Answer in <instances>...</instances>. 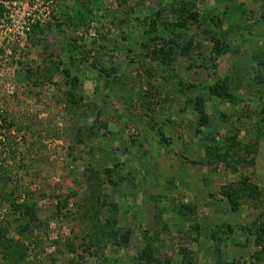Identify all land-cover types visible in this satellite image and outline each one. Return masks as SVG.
<instances>
[{"label": "rangeland", "instance_id": "obj_1", "mask_svg": "<svg viewBox=\"0 0 264 264\" xmlns=\"http://www.w3.org/2000/svg\"><path fill=\"white\" fill-rule=\"evenodd\" d=\"M8 171L0 264H264V0H0Z\"/></svg>", "mask_w": 264, "mask_h": 264}, {"label": "trees", "instance_id": "obj_2", "mask_svg": "<svg viewBox=\"0 0 264 264\" xmlns=\"http://www.w3.org/2000/svg\"><path fill=\"white\" fill-rule=\"evenodd\" d=\"M170 10L172 12L169 13V16L172 19H171V21H168V22L171 25L179 28V25H177L174 22V16L173 15L181 16L182 14H179V10L178 9L175 10L173 8H170ZM180 13H182V10H181ZM157 14H159V13H157ZM188 15L189 16H193L195 18V12H193V13L190 12V13H188ZM155 19H156L155 17L149 19V21L147 22L148 25H149L148 28H152V30H153V27L155 26ZM144 22H145V20H144ZM157 37H158L157 35L153 36V38H152L153 42H154V40L155 41L158 40ZM190 42H191V40H188L181 46V47H183L181 49L182 54H186L187 53V49L190 46ZM218 44L219 43H218L217 39H214L212 41V47L216 48L215 50L217 52L219 51V48H220V46H218ZM170 50H171L170 44L165 45V42H163V44L158 45V47L154 46L151 49V52L154 54L155 58L158 57L160 59H166V58L170 59V55H168ZM208 91H209L210 95L215 96V97H219V98L228 99L229 96H230L229 93H228L227 83L224 80H219V81H216V82L210 84L208 86ZM68 94L71 95V93H68ZM193 102H194V104H193L194 109H195V111L197 113V124L199 126H204L206 124V122H207L208 117L204 113L203 100H202V98L199 95H197V96H195L193 98ZM196 130H198V129H196ZM15 178H16V173H13L12 171H8L7 173L0 172V189L5 187V190H6V191H4V193L2 195H0V209H1L2 205H4L3 203H5L6 206H7L6 207L7 212L4 210L5 214H8V213L14 214V215L17 214L19 216V215H22L23 213L25 214V210H24V207H23V203H16L15 202L16 197H11V193L14 194V192L17 190V187L14 186L16 184V182H17L15 180ZM7 183L12 185V187L10 189L6 188ZM0 213H1V211H0ZM3 215L4 214L2 212L0 214V217L3 216ZM242 230H243V232L247 233L248 235L254 236V238L258 237L257 230L252 232L249 227L248 228L243 227ZM218 231L221 232V230H218ZM252 258L256 259L257 256L254 255V257H252Z\"/></svg>", "mask_w": 264, "mask_h": 264}, {"label": "built area", "instance_id": "obj_3", "mask_svg": "<svg viewBox=\"0 0 264 264\" xmlns=\"http://www.w3.org/2000/svg\"><path fill=\"white\" fill-rule=\"evenodd\" d=\"M42 6L43 7L41 8L40 5L36 2L31 5L34 11L44 10L46 8L45 5H42Z\"/></svg>", "mask_w": 264, "mask_h": 264}]
</instances>
